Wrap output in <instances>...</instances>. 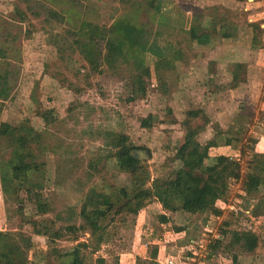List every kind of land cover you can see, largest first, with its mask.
I'll return each mask as SVG.
<instances>
[{"label": "rangeland", "instance_id": "rangeland-1", "mask_svg": "<svg viewBox=\"0 0 264 264\" xmlns=\"http://www.w3.org/2000/svg\"><path fill=\"white\" fill-rule=\"evenodd\" d=\"M149 2L0 0V81L7 91L0 96V122L42 134L43 149L33 144L42 168L31 179L41 184L38 191L51 209L46 216L56 221L53 228L64 234L51 244L65 252L76 246L74 236L91 240L84 229H66L68 224L84 223L80 211L87 193L91 189L114 192L132 184V175L108 159L112 149L106 143V131L117 130L145 147L148 158L143 159L151 179L174 174L180 165L176 152L181 156L195 152L200 158L206 152L226 153L241 160L243 175L231 183L229 195L219 203L218 218L210 212H168L171 221L163 223L162 205L154 199L137 214L126 207L120 212L114 209L104 220L111 239L97 252L82 250L90 264L104 256L107 262L125 257L131 260L128 264H149L140 255L153 252L160 256V264H234L235 256L241 264H264V184L257 192L245 189L255 157L254 171L264 167V49L252 46V28L247 25L254 0H157L160 12L153 11ZM248 4L249 11L244 12ZM126 14L146 23L153 38L169 46V55L159 66L153 53L145 54L152 74L144 98L132 99L131 79L139 71L121 62L117 67L104 63L102 72L93 73L79 52L68 47L79 37L76 31L81 22L110 26ZM194 21L202 22L204 31L217 23L232 36L212 31L201 43L188 31ZM254 22H264V15ZM256 37L262 46L264 34ZM98 48L106 52L105 42L100 41ZM41 106L55 109L54 124L39 116ZM188 110H202L192 125L204 126L190 138L183 125L190 117ZM149 115L152 126L141 127ZM205 115L211 123L206 124ZM217 124L226 131L219 139L231 143L208 150ZM11 156L7 138L0 135V172L10 169ZM183 203L176 199L177 207ZM35 216L41 215L26 186L17 194L4 193L0 182V230L29 235L28 221ZM244 230L259 236L253 253L234 237V232ZM222 231L225 238L209 256L205 243L213 244ZM32 237L49 249L47 238ZM28 255L32 264L59 263L53 257L46 261L42 255L34 256L33 248Z\"/></svg>", "mask_w": 264, "mask_h": 264}, {"label": "trees", "instance_id": "trees-1", "mask_svg": "<svg viewBox=\"0 0 264 264\" xmlns=\"http://www.w3.org/2000/svg\"><path fill=\"white\" fill-rule=\"evenodd\" d=\"M149 1L150 8L155 12H160L157 0ZM52 13L58 16L56 11ZM247 25L252 28V46L264 48V44L261 46L257 43L258 37H256V35L263 36L264 34L261 23L250 22ZM203 27L202 22L201 24H197L196 21L192 22L188 29L191 38L202 43L209 38L212 31L219 32L223 37L232 36V32L220 28L217 23L211 26V30L204 31ZM200 30H202L201 33H199ZM76 34L79 37L75 38L68 47L73 52H79L91 72H102L104 63L117 67L121 62L127 63L132 71H139L132 75V99L144 98L148 92L147 78L151 76L152 69L146 64L145 54L150 52L158 58L156 66H159L160 61L167 59L169 55V46L154 39L147 24H141L135 15L126 14L110 26H99L83 21L77 27ZM260 39L263 43L264 38ZM100 41L105 42L106 52L98 48ZM1 86L0 81V96H6V89ZM201 112L202 110H188L187 112L190 117L183 122V125L186 128V136L189 138L197 128H204V126L194 127L192 125L193 119L198 118ZM38 114L48 125L54 124L57 120L54 108L41 106L38 108ZM205 118L206 124L211 123L207 115ZM152 124L151 115L141 121L143 128H150ZM214 128L216 133L207 142L208 150L231 143L219 139V136L226 132L222 126L217 124ZM0 135L7 138L12 148V156L8 162L10 169L0 172L2 191L4 193L13 191L17 194L19 188L26 186L28 195L36 205L37 214L41 215L40 218L35 216L28 221L32 226V233L29 235L20 231L0 230V264H32L33 260L28 255L32 248L34 256L42 255L46 261L53 257L57 262L59 261L58 264H90L87 261L86 252L83 251L82 254V250L89 253L97 252L101 245L111 239L108 232L109 224L104 223L111 211L115 209L116 212H120L126 207L137 214L153 199L160 203L165 211H176L178 209L176 199L180 197L184 201L181 210L190 212L191 215L210 212L218 218L222 214L219 203L229 195L231 183L238 181L243 175L241 160L226 153L209 154L206 152L205 156L200 158L195 152H190L187 156H181L179 152H176V158L180 161V165L174 174L167 178L151 179L150 171L143 159L148 158L147 155H144L145 147L135 144L127 133L107 130L106 143L112 149L108 159L113 161L119 170L132 175V184L117 188L114 192L91 189L87 193L80 211L84 223L80 226L75 224L66 226L70 232L80 228L88 231L91 240L82 241L79 236H74L71 240L76 242V246H71L63 252L51 244L64 236L63 231L60 228H53L56 221L46 216L51 212V209L48 202L44 201L43 194L38 191L41 184L31 179L42 168L37 161L33 147V144L37 143L39 144L38 148L43 149L42 134L24 125L11 126L7 122H0ZM256 159L255 157L252 161V171L246 175L248 180H246L245 189L248 193L259 191V188L264 184V167H260L259 172L254 171L253 163ZM121 201H123L122 204ZM117 204L121 205L116 207ZM160 220L168 222L169 218L162 213ZM224 232L219 234L213 244H211L212 241L205 243L209 256L219 242L225 238ZM32 234L47 238L49 249H44L34 241ZM234 237L245 250L252 253L259 245L258 234L251 230L234 232ZM94 238L95 240H93ZM152 257L155 259L157 252H153ZM154 259L147 263L159 264ZM97 264H120V261L116 259L109 263L105 258H98ZM234 264H241L236 256Z\"/></svg>", "mask_w": 264, "mask_h": 264}, {"label": "crops", "instance_id": "crops-1", "mask_svg": "<svg viewBox=\"0 0 264 264\" xmlns=\"http://www.w3.org/2000/svg\"><path fill=\"white\" fill-rule=\"evenodd\" d=\"M250 5L251 4H248V6H247L248 8L247 9L245 8V11L244 12L249 11V8L251 7ZM260 10H262V11H260ZM252 14H253L252 20H251V18L249 19V18L246 17L247 18V23L254 22V21H259L260 16L261 15H264V0H257V1L254 0V3H252ZM261 24H263V22H261ZM263 49L264 48H261L260 50L263 51ZM177 208L178 209L176 211H165L161 207V212L160 213L161 214L162 213L165 214L168 218H169L168 212L177 213L179 215H181L183 213H186V211L181 210L179 206ZM187 213H189V215H191L190 212H187ZM170 221H171V219L169 218V221L168 222H163V223H169ZM186 224H189V223H186ZM187 228H190V227L187 226ZM187 228H183L182 230H186L188 232V229ZM140 257H142V259H144V260L147 259L148 261L154 259V257H152V255H148V254L140 255ZM103 258L107 259L106 256H104ZM154 260H156L159 264L161 263L160 256L156 257ZM111 262L112 261H110L109 263H111ZM128 263H131V260L128 261L125 257L120 259V264H128ZM134 264H136V262H134Z\"/></svg>", "mask_w": 264, "mask_h": 264}, {"label": "built area", "instance_id": "built-area-1", "mask_svg": "<svg viewBox=\"0 0 264 264\" xmlns=\"http://www.w3.org/2000/svg\"><path fill=\"white\" fill-rule=\"evenodd\" d=\"M261 26L264 28V22L261 24ZM231 209H234V206L230 205Z\"/></svg>", "mask_w": 264, "mask_h": 264}]
</instances>
